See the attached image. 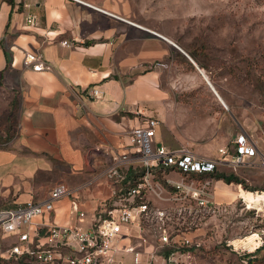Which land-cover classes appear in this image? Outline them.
<instances>
[{"label": "crops", "instance_id": "1", "mask_svg": "<svg viewBox=\"0 0 264 264\" xmlns=\"http://www.w3.org/2000/svg\"><path fill=\"white\" fill-rule=\"evenodd\" d=\"M80 1L0 0V83L16 100V135L0 148V208L41 203L57 182L72 192L34 225L88 229L109 197L105 170L116 155L133 153L129 132L146 119L158 121V143L184 145L162 130L175 133L163 123L175 110L164 81L174 79L176 51L182 54L169 33L153 19L144 23L139 0ZM26 53L40 54L51 70L26 69ZM94 88L98 99L89 96ZM74 197L81 220L69 214Z\"/></svg>", "mask_w": 264, "mask_h": 264}, {"label": "rangeland", "instance_id": "2", "mask_svg": "<svg viewBox=\"0 0 264 264\" xmlns=\"http://www.w3.org/2000/svg\"><path fill=\"white\" fill-rule=\"evenodd\" d=\"M139 15L144 23L153 19L160 33H169L165 36L182 51L195 53L217 96L226 103L224 106L198 70L185 56L188 63L183 62V55L176 51L174 79L164 81L166 99L175 110L163 120L175 126V133L163 125L164 139L175 146L187 145L200 156L223 159L218 173L233 174L243 181L226 184L213 180L210 191L223 210L205 216L195 211V223L188 227L169 222V235H191L192 242L198 244L191 264H244V260L246 264H264V246L245 256L237 251L241 240L264 228V208L260 212L247 208L242 196V191L252 196L262 192L264 167L260 157L237 167L226 162L240 133L264 157V0H139ZM9 104L10 97L0 83V143L7 131L14 130L16 113ZM219 149L226 154L221 155ZM167 204L157 202L160 207ZM144 230L145 235H155L150 223ZM2 235L6 234L0 230V254L10 243ZM115 260L131 264L128 255ZM0 264L34 263L9 260Z\"/></svg>", "mask_w": 264, "mask_h": 264}, {"label": "built area", "instance_id": "3", "mask_svg": "<svg viewBox=\"0 0 264 264\" xmlns=\"http://www.w3.org/2000/svg\"><path fill=\"white\" fill-rule=\"evenodd\" d=\"M27 22L33 26L35 17H29ZM62 45L71 43L64 41ZM23 66L35 72L52 68L37 53H26ZM89 96L98 99L100 92L94 88ZM157 126L158 121L149 118L130 130L129 147L133 153L116 155L105 170L109 197L100 202L102 215L88 229L78 225H34L35 219L53 211L56 201L72 194L63 182L56 183L41 203L29 201L0 208V230L16 236V242L0 255V263L120 264L115 257L128 255L131 264H191L198 244L192 242L191 235H169L167 225L171 222L188 227L195 223V211L205 216L223 210L210 191L213 180L203 176L213 172L223 159L197 155L186 145L172 148L160 144L155 137ZM219 153L226 154L223 149ZM256 157L264 167V157L257 146L240 133L226 162L237 167ZM156 201L168 204L160 207ZM69 205L72 217L84 218L75 197ZM146 223L152 224L155 235L144 234ZM251 236L255 237L253 243H247L248 237L241 240L242 246L236 249L242 253L239 256L253 254L264 246V228Z\"/></svg>", "mask_w": 264, "mask_h": 264}, {"label": "trees", "instance_id": "4", "mask_svg": "<svg viewBox=\"0 0 264 264\" xmlns=\"http://www.w3.org/2000/svg\"><path fill=\"white\" fill-rule=\"evenodd\" d=\"M186 54L196 63V65L199 67V69H202L203 66L197 61V57L195 55V53L193 51H187L185 50ZM179 55H182L180 53H178ZM183 57V62H186L188 63V60L184 57ZM15 105H16V100L13 99L10 101V104H9V107L11 109H15ZM14 122H15V118H14ZM16 135V128H15V123H14V130L12 133H9L7 131V135L5 136L4 140L0 143V148H2V143H6L8 142L9 140H11L14 136ZM205 177H209L211 178L212 180H215V181H223L224 183L226 184H230V183H235V184H242L243 181H241L237 176L233 175V174H224V173H218L217 171V168H215V170L211 173H208V174H205L203 175ZM264 190V187L261 189V191Z\"/></svg>", "mask_w": 264, "mask_h": 264}, {"label": "bare ground", "instance_id": "5", "mask_svg": "<svg viewBox=\"0 0 264 264\" xmlns=\"http://www.w3.org/2000/svg\"><path fill=\"white\" fill-rule=\"evenodd\" d=\"M158 35L161 36L162 38H164L162 35H160V34H158ZM202 77L205 79V81L207 82V84L208 83L210 84L209 80L206 79L207 78L206 75L205 76H202ZM210 86H211V84H210ZM210 88L212 89V91H214V93H216L218 95V93L216 92V90L214 89V87L211 86ZM220 99L221 98H219V100ZM220 101H221L222 104H224V106H226V103L222 99ZM242 196H243V203L247 206V208H249V209L256 208L257 210H259V212L264 208V191L258 193L256 196H252L250 193L245 192V191H242ZM254 238L255 237H253V236L248 237L246 239L247 240V243H253Z\"/></svg>", "mask_w": 264, "mask_h": 264}, {"label": "water", "instance_id": "6", "mask_svg": "<svg viewBox=\"0 0 264 264\" xmlns=\"http://www.w3.org/2000/svg\"><path fill=\"white\" fill-rule=\"evenodd\" d=\"M175 45V44H174ZM176 46V45H175ZM177 49H179L181 51V53L189 60V62L198 70V72L202 75L205 76L204 72L199 69V67L196 65V63L184 52L182 51L178 46H176ZM207 77V76H206ZM208 79V78H206ZM208 85L210 86V84L208 83ZM211 87V86H210ZM215 95L217 96V94L215 93ZM218 97V96H217Z\"/></svg>", "mask_w": 264, "mask_h": 264}]
</instances>
